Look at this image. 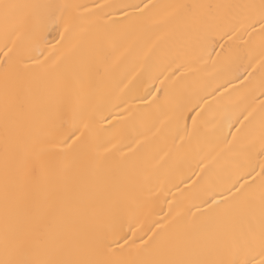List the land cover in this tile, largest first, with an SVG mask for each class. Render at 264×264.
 I'll return each mask as SVG.
<instances>
[{"label": "bare ground", "instance_id": "6f19581e", "mask_svg": "<svg viewBox=\"0 0 264 264\" xmlns=\"http://www.w3.org/2000/svg\"><path fill=\"white\" fill-rule=\"evenodd\" d=\"M3 2L82 5L77 11L83 24L73 54L61 58L48 73L25 60L29 67L20 65V71L9 76L7 96L5 65L0 60V260L5 258L6 230L11 237L24 223L16 211L18 199L32 204L38 196L47 195L63 210L74 233L65 258L76 259L85 253L91 258H107L91 245L115 218H122L115 232L123 239L111 247L120 249L126 240L139 245L137 237L145 229L151 232L157 224H169L171 231L193 213L203 212L207 205L201 200L209 194V205L217 201L218 208L227 207L219 201L231 200L228 189L237 180L236 187L247 184L246 190L253 196L257 239L249 258L259 260L264 33L259 24L242 26L239 15L232 11L228 16L230 30L221 38L217 21L209 15L215 10L191 7L259 0ZM137 4L188 5L190 15L181 12L165 18L156 8L140 14L131 7ZM117 5L128 7L121 12L115 9ZM125 14L127 20L123 19ZM51 33L45 46L49 65L62 51V47L53 48L59 32L52 29ZM208 35L218 41L212 45L214 51L206 47ZM33 39L26 36L18 47H28ZM2 45L0 17V57L6 50ZM57 100L86 105L93 112L91 130H85L83 139L71 148L53 134L47 155L49 175L38 180L28 173L25 161L30 157L20 145L47 136L58 124ZM16 105L22 108L17 110ZM96 143L102 147L97 149ZM6 181L10 196L7 220ZM48 186L53 190L45 192ZM130 191L134 200L126 198ZM206 216L201 230L208 238L207 258H243L239 232H232L229 220L215 214ZM112 255L135 258L134 245Z\"/></svg>", "mask_w": 264, "mask_h": 264}, {"label": "snow or ice", "instance_id": "6c2138e0", "mask_svg": "<svg viewBox=\"0 0 264 264\" xmlns=\"http://www.w3.org/2000/svg\"><path fill=\"white\" fill-rule=\"evenodd\" d=\"M81 7L83 6L71 3L21 5L0 0V17L3 19L2 48L6 49L0 60L5 65L6 96L10 74L18 73L20 65L25 68L29 67V65L24 64L25 60L31 61V66L41 69L42 73H48L57 66L61 58L75 52L83 24V18L77 11ZM124 7L128 6L117 5L115 9L123 12ZM131 7L139 9L140 14L148 9L156 8L163 11L165 18L179 15L181 12L190 15L189 6L183 4H144L143 7L137 4ZM191 7L215 10L209 15L217 21L221 38L227 36L230 30L228 16L232 11L239 15L242 26L245 23L248 27L259 24L261 33H264V0H259V3L193 5ZM24 9H28L30 12L24 14ZM123 19H128L127 14L123 16ZM52 29L57 30L60 37L56 40L53 48L60 49L62 47V51L61 56L57 57V61H53L49 65L50 56L45 55V46L49 43L46 36L52 34ZM26 36L35 37V39L28 47L19 48V42ZM206 42L209 51H214L215 48L212 45L218 42L214 35H208ZM223 50L224 46L221 45V51ZM13 56H15L14 63L11 62ZM40 57L45 58L41 60ZM262 88H264V84H262ZM16 107L19 110L22 105H16ZM54 107L58 124L53 126L47 136L41 137L32 144L20 145L21 150L28 153L30 157L29 160L25 161L28 173L38 180L49 175L47 155L50 152L48 145L51 143L50 137L53 134L61 136L60 142L71 148L83 139L85 130H91L90 121L93 112L89 111L86 105L57 100L54 102ZM4 115L7 121L9 115L7 101ZM48 115V111L45 110L46 119ZM101 119H106V116H101ZM81 124L83 127H80ZM96 147L99 149L102 145L96 143ZM261 169L258 174L260 178L259 260H256L255 256L249 258V253L253 251L251 245L257 239V233L253 227L255 221L253 196L250 191L246 190L247 184H240V187H236V184L239 183L237 180L228 189L231 193V200L219 201V204H225L227 207L218 208L217 201H212V204L209 205L208 199L211 198V194H209L208 199L201 200V203L207 205L203 212L193 213L191 217H187L171 231H169V224H157V227L151 229V232L145 229L143 234L137 237L141 241L139 245H136L134 240H126L120 249L111 247L123 239L122 235L115 232L117 224L122 223V218H115L106 231L94 238L91 245L97 253L107 258H91L87 253L76 259L65 258V251L74 242V233L70 227V221L64 217L63 210L58 208L57 203L50 200L47 195L38 196L35 203L32 204L18 199L16 211L23 217L24 223L11 237L6 230L4 238L5 258L0 260V264H264V164L261 165ZM247 174L251 175V173ZM252 183H256L255 178ZM232 189L235 191L233 192ZM52 190V186L44 189L45 192ZM126 198L134 200L135 194L130 191L126 193ZM4 201L7 220L10 204L7 181L5 183ZM206 214H215L229 220L232 232H239L240 246L244 249L243 258H207L208 238L201 230V226L208 219ZM181 215L183 214L177 213V216ZM109 232L112 233L111 238ZM133 232L135 234V230ZM144 236L148 238L144 239ZM130 244L134 245L135 258L113 257L114 252H122Z\"/></svg>", "mask_w": 264, "mask_h": 264}]
</instances>
